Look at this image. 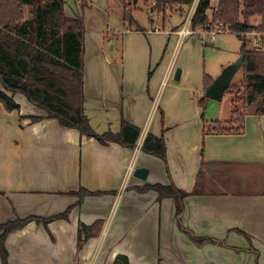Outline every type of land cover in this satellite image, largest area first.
I'll return each instance as SVG.
<instances>
[{
	"label": "crops",
	"instance_id": "0c3cea01",
	"mask_svg": "<svg viewBox=\"0 0 264 264\" xmlns=\"http://www.w3.org/2000/svg\"><path fill=\"white\" fill-rule=\"evenodd\" d=\"M80 1L66 14H84V107L93 129L118 133L126 122L141 131L139 141L162 138L166 160L103 144L8 93L20 110L0 103V225L67 213L11 233L8 264H115L118 257L129 264H264V115L247 111L242 133L206 132V124L231 118H221L217 101L199 103L206 80L220 73L207 66L213 42L199 35L179 42L192 8L175 24L169 16L185 8L166 19L148 8L145 24L143 11L129 7L122 28H92ZM84 1L110 8L108 0ZM138 168L148 170L146 180L134 176ZM155 185L188 196L180 204L145 190ZM80 189L96 195L73 194ZM94 225L80 244L81 227Z\"/></svg>",
	"mask_w": 264,
	"mask_h": 264
},
{
	"label": "trees",
	"instance_id": "16d2710c",
	"mask_svg": "<svg viewBox=\"0 0 264 264\" xmlns=\"http://www.w3.org/2000/svg\"><path fill=\"white\" fill-rule=\"evenodd\" d=\"M140 0H132L138 6ZM154 11L163 19L178 9L192 8L195 0H153ZM125 0L126 12L129 8ZM145 5L149 0H142ZM65 0H0V103L8 112L19 111L20 106L12 96L21 94L37 108L46 112L49 119H56L69 129H76L82 135L95 138L103 144L118 143L126 147H136L141 131L126 122L122 123L120 132L108 131L97 133L84 107V35L83 16L70 17L65 12ZM81 12L87 4L80 1ZM211 0H200L193 15L191 26L196 29L207 24L222 23L231 29L243 43L240 56H245L242 67L243 86L247 90L248 103L260 100L264 96V50L249 49L248 37L251 33L264 34V0H220L212 19L208 15ZM259 17V25H252L251 19ZM212 80H206L210 87ZM231 87L226 91L229 94ZM225 94V95H226ZM207 97L199 100L205 108ZM237 99L231 101L232 115L226 122L206 124L208 134H238L244 131V111L237 107ZM264 115V108L256 110ZM34 121L40 120L33 118ZM142 151L166 160V148L162 138L148 135L142 143ZM145 190H155L161 198H174L181 202L188 196L174 185L147 186ZM76 194L81 198L96 195L85 189ZM180 210V209H179ZM181 210L178 211V214ZM67 213L39 219L30 217L16 219L0 225V256L2 264H8V251L5 247L7 237L23 229L32 221L52 222L66 218ZM94 227L82 226L86 238ZM88 231V232H87ZM201 244L208 239L200 240ZM115 264H129L126 257H118Z\"/></svg>",
	"mask_w": 264,
	"mask_h": 264
},
{
	"label": "rangeland",
	"instance_id": "374dc122",
	"mask_svg": "<svg viewBox=\"0 0 264 264\" xmlns=\"http://www.w3.org/2000/svg\"><path fill=\"white\" fill-rule=\"evenodd\" d=\"M129 7L131 9H141L143 13H140L142 15V18L144 20L145 24H149V16L150 13H148V8H153L155 6L153 0H149L147 4L141 5L143 2L142 0L139 1L138 6H134L132 4V0H128ZM65 12L67 11L70 13L72 10H76L78 7L77 0H65ZM220 0H211V8L208 11V15L210 16V19L213 18L214 13L218 7ZM109 3V10L107 13L105 11L100 10L99 8H96V6H93L92 9L86 8L85 9V17H86V23L88 24V27L96 28V27H102L106 28L109 26L110 28L119 29L122 28V25L125 23V18L127 20H130V13L126 15V5L125 0H108ZM88 5V4H87ZM80 6V5H79ZM189 8L185 7V15L180 14H174L172 16H169V19H172L173 24L182 22L186 15L189 12ZM83 13V12H81ZM148 13V14H147ZM82 15V14H81ZM134 15V11H133ZM84 16V14L82 15ZM252 25H259L261 22V18L256 17L250 20ZM117 42H120V36H117ZM248 47L249 49H255L254 48V42H253V35H249L248 37ZM262 40L264 42V37H262ZM119 44V43H118ZM243 43L240 39L236 37L234 34H220L217 36L216 42L208 43L206 49H207V66L208 70L212 73L221 74L222 71L229 66L230 64L237 61V59L240 57L239 53L242 50ZM264 50V46L261 48ZM118 52V51H117ZM243 80H244V74L243 71L240 70L236 76L234 77L229 94H226L221 102L218 103V107L220 109L221 118L223 120H229L232 115V106L231 101L237 99V107L240 111H256L260 108H264V96L260 98V100H256L254 102L248 103V95L247 90L243 86Z\"/></svg>",
	"mask_w": 264,
	"mask_h": 264
},
{
	"label": "built area",
	"instance_id": "2783aa9c",
	"mask_svg": "<svg viewBox=\"0 0 264 264\" xmlns=\"http://www.w3.org/2000/svg\"><path fill=\"white\" fill-rule=\"evenodd\" d=\"M200 0H195L194 5L192 6L191 13L189 14V17L183 27L177 31V35L179 36V42L180 44L183 43V41L192 35H199L202 40L207 42H216L217 36L220 34H231V29L227 26H224L222 23H216V24H207L205 26H200L196 29H193L191 26V21L193 18V15L196 11V8L198 6ZM155 6H153L154 8ZM250 36L253 35L254 37V48H262L263 46V40L262 37H264V34H258V33H251ZM142 140V139H141ZM138 142V145L136 146V151H140L142 148V141ZM133 168L130 167V171L132 173ZM125 183L123 184L120 192L122 193L125 189Z\"/></svg>",
	"mask_w": 264,
	"mask_h": 264
},
{
	"label": "water",
	"instance_id": "95a60500",
	"mask_svg": "<svg viewBox=\"0 0 264 264\" xmlns=\"http://www.w3.org/2000/svg\"><path fill=\"white\" fill-rule=\"evenodd\" d=\"M245 62V56H240L237 61L227 66L219 77L213 81L210 87L207 88L205 96L213 101L221 102L226 94V91L230 88L231 83L236 74L242 69ZM181 70H177L175 78L180 79ZM134 176L146 180L148 176V170L143 168L136 169Z\"/></svg>",
	"mask_w": 264,
	"mask_h": 264
}]
</instances>
